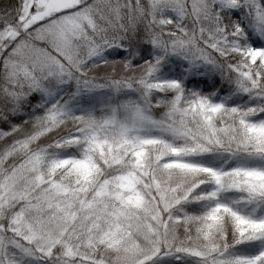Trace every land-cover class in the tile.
<instances>
[{
	"label": "snow or ice",
	"instance_id": "obj_1",
	"mask_svg": "<svg viewBox=\"0 0 264 264\" xmlns=\"http://www.w3.org/2000/svg\"><path fill=\"white\" fill-rule=\"evenodd\" d=\"M0 264H264V0H0Z\"/></svg>",
	"mask_w": 264,
	"mask_h": 264
}]
</instances>
